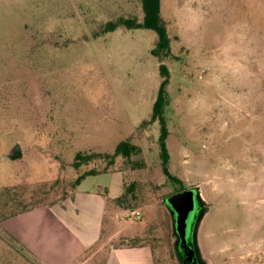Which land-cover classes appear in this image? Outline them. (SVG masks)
<instances>
[{
	"label": "rangeland",
	"instance_id": "rangeland-1",
	"mask_svg": "<svg viewBox=\"0 0 264 264\" xmlns=\"http://www.w3.org/2000/svg\"><path fill=\"white\" fill-rule=\"evenodd\" d=\"M121 17L142 22V0H0V221L68 198L89 171L122 172L129 213L118 210L104 254L139 237L156 264H180L165 199L199 187L204 262L264 264V0H161L168 169L180 182L163 172L151 122L158 35L103 31ZM122 141L141 153L112 162ZM78 153L94 159L76 168ZM102 178L122 193V174Z\"/></svg>",
	"mask_w": 264,
	"mask_h": 264
},
{
	"label": "crops",
	"instance_id": "crops-1",
	"mask_svg": "<svg viewBox=\"0 0 264 264\" xmlns=\"http://www.w3.org/2000/svg\"><path fill=\"white\" fill-rule=\"evenodd\" d=\"M116 174L124 177L122 193L110 197L113 181L102 177ZM125 181L122 172L89 175L68 198L1 220V264H156L152 246L139 237L107 254L100 246L114 231L118 210L129 213L115 202L125 194Z\"/></svg>",
	"mask_w": 264,
	"mask_h": 264
},
{
	"label": "trees",
	"instance_id": "trees-1",
	"mask_svg": "<svg viewBox=\"0 0 264 264\" xmlns=\"http://www.w3.org/2000/svg\"><path fill=\"white\" fill-rule=\"evenodd\" d=\"M142 7L144 10V18L142 22L138 21V19L136 18L121 17L115 22L112 21L108 22L103 31L105 33H111L114 32L118 27L123 26L127 29H147V30L155 31L157 33L158 41L154 49L151 51V53L153 56H155L160 60L159 73L162 81L158 91L157 99L153 105L151 122L158 121L160 124L159 147H160V157L163 163V172L169 180L180 182L179 178L173 176L168 169V165L170 161V154L167 146L169 130L165 117V108L168 104L169 96H168L167 87L170 83L171 74L168 66L165 63H163L162 60L164 58L170 57L172 54L171 41L167 34V30L165 26L162 24L161 0H142ZM140 153H141V148L139 146H136L130 143L129 141H122L117 145L114 153L111 155H107L106 157H108L113 162L114 159L119 156L123 158H131L132 156L138 155ZM93 159H94L93 154L78 153L75 157L74 167L79 168L81 165L87 164ZM95 173L96 172L94 171H89L83 174L77 179L76 185L80 184V182L85 177L89 175H94ZM127 192L125 191L124 195H122L121 197L115 200L118 206L124 207L125 204L124 202L127 198ZM205 213H206V209L200 215L199 220ZM195 244L197 246L199 253L201 254L198 246V241L195 240ZM176 249L178 252L177 241H176Z\"/></svg>",
	"mask_w": 264,
	"mask_h": 264
},
{
	"label": "water",
	"instance_id": "water-1",
	"mask_svg": "<svg viewBox=\"0 0 264 264\" xmlns=\"http://www.w3.org/2000/svg\"><path fill=\"white\" fill-rule=\"evenodd\" d=\"M204 203L199 187L186 189L165 199L167 208L174 216L178 253L184 254L189 260L193 259L197 253L201 256L195 240L198 241L199 229L204 215L199 220L200 216H197L195 212L204 206Z\"/></svg>",
	"mask_w": 264,
	"mask_h": 264
},
{
	"label": "flooded vegetation",
	"instance_id": "flooded-vegetation-1",
	"mask_svg": "<svg viewBox=\"0 0 264 264\" xmlns=\"http://www.w3.org/2000/svg\"><path fill=\"white\" fill-rule=\"evenodd\" d=\"M206 209V206H205V203H204V206H202L199 210H197L196 212H195V214L198 216H200V214H202L203 212H204V210ZM195 249H196V246H195ZM196 258V259H195ZM178 259H179V262H180V264H195V262H196V264H206L205 262H204V260L202 259V257L201 256H199V254L197 253L196 255H195V257L193 258V259H191V260H189V259H187V257L186 256H184V254H179L178 255Z\"/></svg>",
	"mask_w": 264,
	"mask_h": 264
},
{
	"label": "built area",
	"instance_id": "built-area-1",
	"mask_svg": "<svg viewBox=\"0 0 264 264\" xmlns=\"http://www.w3.org/2000/svg\"><path fill=\"white\" fill-rule=\"evenodd\" d=\"M141 217H142V213L139 210L133 211L130 214V219H133V220L141 218Z\"/></svg>",
	"mask_w": 264,
	"mask_h": 264
}]
</instances>
